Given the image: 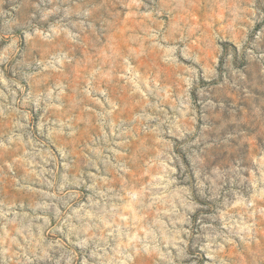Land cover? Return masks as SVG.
Here are the masks:
<instances>
[{"label":"rangeland","instance_id":"rangeland-1","mask_svg":"<svg viewBox=\"0 0 264 264\" xmlns=\"http://www.w3.org/2000/svg\"><path fill=\"white\" fill-rule=\"evenodd\" d=\"M0 264H264V0H0Z\"/></svg>","mask_w":264,"mask_h":264}]
</instances>
